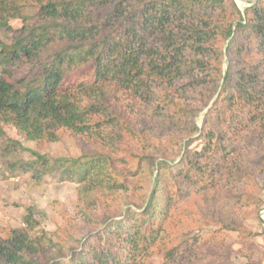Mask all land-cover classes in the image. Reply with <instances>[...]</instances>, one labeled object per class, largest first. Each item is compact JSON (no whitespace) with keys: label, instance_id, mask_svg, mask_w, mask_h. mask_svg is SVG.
Returning <instances> with one entry per match:
<instances>
[{"label":"trees","instance_id":"trees-1","mask_svg":"<svg viewBox=\"0 0 264 264\" xmlns=\"http://www.w3.org/2000/svg\"><path fill=\"white\" fill-rule=\"evenodd\" d=\"M233 5L232 15L214 22L220 16L215 9ZM14 20L21 26L12 41L0 39V132L12 126L37 144L70 135L93 138L77 158L31 150L33 171L38 177L53 171L79 177L85 198L92 194L87 209L113 211L105 214V228L93 234L99 238L94 252L81 249L65 261L60 250L52 255L54 248H46V264H134L142 251L164 248L165 231L177 223H171L173 193L182 199L184 185L221 190L230 177H250L240 183L234 205L245 209L258 196L248 188L264 184V157L256 168L252 162L264 143V0L244 10L235 0H0V28ZM238 33L256 38L254 52L238 47L240 67L230 53ZM216 35L230 39L225 50L215 47ZM246 52L253 54L245 62L240 54ZM216 95L199 127L197 118ZM195 134L202 148L188 155L189 173L179 168L182 162L173 166L183 177L177 189L167 190L164 171L174 169L164 141L181 144ZM129 138L145 152L137 157L150 170L134 191L135 201L112 207L119 195L110 187L121 171L110 161ZM97 170L105 173L106 186L95 184L97 177L87 179ZM229 197L226 191L222 200ZM243 207L236 213L225 206L223 216L231 224L244 220ZM27 211L25 231L0 244V264L38 262L37 243L29 236L38 221ZM118 215L124 218L117 221Z\"/></svg>","mask_w":264,"mask_h":264},{"label":"rangeland","instance_id":"rangeland-1","mask_svg":"<svg viewBox=\"0 0 264 264\" xmlns=\"http://www.w3.org/2000/svg\"><path fill=\"white\" fill-rule=\"evenodd\" d=\"M235 1L241 10L249 5V0ZM215 12L216 16H220L215 18L214 22L220 20L219 23H223L226 15L233 14L234 5L231 9H215ZM20 26L21 21L14 20L10 22L8 29L0 28V39L4 43H10L16 29ZM218 34L220 35V32ZM219 35L213 36L214 45L219 50L222 47L225 50V45L229 43L230 39ZM236 35L230 43L235 44L230 53L236 57L234 66L240 67L242 60L238 58L236 52L238 47L242 46L253 51L250 46L254 45L256 38L248 35L244 39L241 37V33ZM255 45L256 49L261 50L258 44ZM212 53L215 51L213 50L209 57ZM252 54L250 52L241 53L240 57L246 62L251 59ZM239 59L241 62L237 64ZM24 73L25 69H20L16 72V76H21ZM217 97L218 95L209 102V105L197 118L199 127L204 125L203 115L214 105ZM2 129L3 132H0V244H6L12 238L18 237V234L27 228L24 217L28 215L27 209L31 208L32 215L38 221L35 228L29 232V236L34 238L38 247L35 256L38 262L35 261L33 264L47 263L46 259L50 255L46 248H54L52 255L57 253L56 250H60L65 261L76 257L77 251L81 249L86 248L87 255L94 252L99 238L93 234L96 233V230L101 231L105 228V214L108 213L112 216L113 211L103 212L99 211L100 208H96L97 210L87 209L92 194H87L89 197L85 198L79 177L61 176L59 171L38 177V174L33 171L35 167H32L31 163L36 159L32 151H38L47 157L77 158L84 153L86 148L93 146L91 143L94 139L79 135L71 137L70 135L60 141L37 144V142L25 139L12 126L4 125ZM196 136L197 134L187 139L188 144L186 141L181 144L164 141V147H167V152L173 158V163H170L169 166L173 167L182 162L179 168L183 169V173L184 171L190 172L189 166L191 165L187 157L202 148V142L195 139ZM124 143L122 151L114 153V159L110 161L113 167L121 171L118 182H113L110 187L114 196L116 192L119 195L114 206L111 205L112 207L118 205V202L121 205H126L130 201H135L134 191H137L140 179H143L150 170L147 168L148 162L137 157L145 152L136 146V139L129 138ZM263 148L264 143L254 151L256 155L252 162L255 168L258 161L264 157ZM184 154L185 156H183ZM230 161L238 165L233 160ZM262 167L263 165H260L258 170ZM36 169L41 170L42 166L37 165ZM173 169L174 174L167 170L164 171L161 184L166 186L167 190L177 189L178 183L182 181L180 178L183 177V174L180 171L176 172L175 167ZM201 171L203 170L201 169ZM92 177L101 179L95 180V184L100 183V185L106 186L105 182H108L105 173H99L98 170L91 173L87 179ZM249 178L246 177L238 181V179L230 177V180L223 184L221 190L209 191L201 185H184L182 199H178L176 193L172 192L175 203L170 208V213L173 216L171 223H175V221L177 223L169 225L165 231L162 240L164 248L156 245L155 248H150V251L149 249L142 251L134 264H264V225L261 222L264 211V184L259 182L255 188L251 184L249 185L248 189L253 192L254 197L258 196L252 200L251 204L248 203L245 209L243 205H234V202L240 198L238 188L240 183ZM226 191L230 192L231 197L229 200L225 198L222 200ZM198 194L201 197L197 196ZM221 195L223 196L221 197ZM121 196H127V200ZM101 197L105 196L101 195ZM113 201L114 199L112 203ZM225 206H232L236 213L238 207H243L244 220L237 218L235 223L231 224L229 219L226 220L223 216ZM123 218L118 215L116 219L121 221ZM132 221L135 222L137 219L133 218ZM112 227L114 229L118 225L115 224ZM40 236V240L37 241L36 237ZM90 242L92 244L89 246ZM15 245H18L17 242ZM173 248L175 253L169 257L168 251ZM25 257L30 259L29 254H26Z\"/></svg>","mask_w":264,"mask_h":264},{"label":"water","instance_id":"water-1","mask_svg":"<svg viewBox=\"0 0 264 264\" xmlns=\"http://www.w3.org/2000/svg\"><path fill=\"white\" fill-rule=\"evenodd\" d=\"M256 1H257V0H249V1H248V4L250 5V4H252V3L256 2ZM261 222H262L263 225H264V211L262 212Z\"/></svg>","mask_w":264,"mask_h":264}]
</instances>
